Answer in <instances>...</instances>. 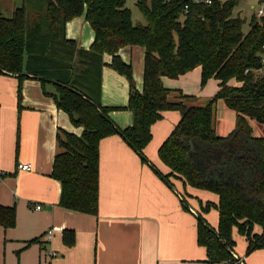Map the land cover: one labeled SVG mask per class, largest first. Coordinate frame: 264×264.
<instances>
[{"label": "trees", "instance_id": "trees-1", "mask_svg": "<svg viewBox=\"0 0 264 264\" xmlns=\"http://www.w3.org/2000/svg\"><path fill=\"white\" fill-rule=\"evenodd\" d=\"M237 0H137L145 23H133L125 0H21L9 17L0 13V72L17 77L19 106L21 81L32 76L43 94L66 112L78 134L57 128V150L51 176L58 180V204L95 214L98 195V141L117 133L142 160L150 139V125L161 111L177 109L180 117L157 148L168 174L183 183L217 194V225L197 218L196 242L205 247L207 264H240L232 255V227L247 239L245 252L264 247V7L251 16L248 30L233 16ZM187 5V12H184ZM84 14L94 36L87 49L65 37V23ZM126 46L143 49L142 88L133 86L129 63L117 52ZM109 67L125 76L128 96L124 108L132 122L118 127L108 115L113 106L100 103L102 55ZM200 67V83L219 80L218 89L204 103H186L190 95L170 90L161 76L176 77ZM236 80L238 85L228 82ZM51 84L53 90H47ZM174 98H170V97ZM233 111V127L224 135L214 128L215 102ZM251 120L261 126L254 134ZM209 204L207 203L205 208ZM14 223V206H0V224ZM254 224L261 231L252 232ZM35 240V239H32ZM62 242H74V231L63 229Z\"/></svg>", "mask_w": 264, "mask_h": 264}, {"label": "crops", "instance_id": "crops-1", "mask_svg": "<svg viewBox=\"0 0 264 264\" xmlns=\"http://www.w3.org/2000/svg\"><path fill=\"white\" fill-rule=\"evenodd\" d=\"M64 32L83 49L94 36L84 14L67 21ZM117 55L131 65L133 86L140 90L143 49L126 46ZM110 59L109 54L102 55L99 99L102 105L115 107L108 115L122 128L132 122L131 111L122 107L128 81L108 66ZM218 82L209 77L201 84L200 67L176 77L161 76L164 87L192 96L185 102L196 105L214 95ZM45 86L53 90L51 84ZM16 90V75L0 72V167L7 170L0 176V206H14L13 225L0 224V264H207L205 247L196 242V222L201 216L215 229L217 194L184 184L175 174H168L165 181L157 173L170 170L157 148L178 121L179 110H162L151 123L150 139L142 148L146 160L117 133L99 139L97 210L89 214L58 204L60 184L50 174L57 128L78 134L81 127L74 126L66 112L43 94L37 78L27 76L21 81L19 106ZM220 102L224 113L216 133L224 135L233 127L234 116L221 99L216 101V111ZM251 124L254 134H260V125L252 120ZM25 162L29 169L16 166ZM63 229L74 231L69 246L61 240ZM48 230L49 239L42 241ZM260 231L254 224L252 232ZM231 237L230 251L240 264H264V247L245 252L247 239L235 226Z\"/></svg>", "mask_w": 264, "mask_h": 264}, {"label": "rangeland", "instance_id": "rangeland-1", "mask_svg": "<svg viewBox=\"0 0 264 264\" xmlns=\"http://www.w3.org/2000/svg\"><path fill=\"white\" fill-rule=\"evenodd\" d=\"M137 0H125V7L130 10L131 20L133 23H140L144 24L145 21L138 11L137 7L135 6ZM224 1V0H222ZM260 1L261 0H237L236 6L234 7L232 11L233 16H239L243 20L242 24V31L246 32L248 30V22L251 18V16H256V10L260 7ZM21 5V0H0V13L4 17H9L11 15L12 10L15 7H19ZM257 17V16H256ZM51 89H53V86H49ZM191 100V98H188ZM208 99V98H207ZM187 100V99H185ZM206 100L201 101V103H204ZM217 101V100H216ZM200 103V104H201ZM221 102L217 106L216 111V102H215V117H214V125L216 127V132L220 133V127L218 126L220 113H224L222 108ZM231 112L230 109H228ZM252 122H255L257 125H259L256 121L252 120ZM261 127V126H260Z\"/></svg>", "mask_w": 264, "mask_h": 264}, {"label": "built area", "instance_id": "built-area-1", "mask_svg": "<svg viewBox=\"0 0 264 264\" xmlns=\"http://www.w3.org/2000/svg\"><path fill=\"white\" fill-rule=\"evenodd\" d=\"M189 2H192V3H210V0H188ZM260 7L256 10V13L255 15L257 17L261 16L262 13H263V7H264V0H261L260 1ZM187 12V5H184V12L182 13L185 14ZM262 49H263V52L261 53L260 57V61H261V66L257 68V72H262L264 70V45L262 46ZM16 166L20 169H29L30 168V164L28 162H25V163H17ZM7 172V170L3 169L0 167V176L5 174ZM36 208L39 207V205H35ZM51 233L50 231H46L44 232L41 237H42V241L43 240H47L49 239ZM50 255L54 254L52 251H49L48 252ZM237 259V258H236ZM237 261L239 262V259H237Z\"/></svg>", "mask_w": 264, "mask_h": 264}, {"label": "water", "instance_id": "water-1", "mask_svg": "<svg viewBox=\"0 0 264 264\" xmlns=\"http://www.w3.org/2000/svg\"><path fill=\"white\" fill-rule=\"evenodd\" d=\"M197 218L199 219L200 218V216H197ZM236 258V257H235Z\"/></svg>", "mask_w": 264, "mask_h": 264}]
</instances>
